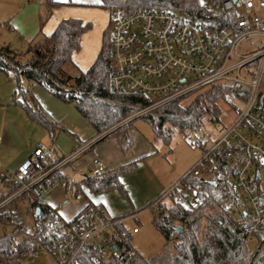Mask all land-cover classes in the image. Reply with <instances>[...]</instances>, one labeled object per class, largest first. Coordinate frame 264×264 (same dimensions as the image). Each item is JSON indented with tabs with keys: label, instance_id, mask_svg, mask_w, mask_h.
<instances>
[{
	"label": "built area",
	"instance_id": "2783aa9c",
	"mask_svg": "<svg viewBox=\"0 0 264 264\" xmlns=\"http://www.w3.org/2000/svg\"><path fill=\"white\" fill-rule=\"evenodd\" d=\"M208 1L211 15L233 14L234 19L208 29L173 10H110L113 72L109 87L113 92L151 101L132 118L213 87L227 91L232 121L226 125L221 122L223 109L218 118L206 119L205 124L221 128L197 144L198 158L149 209L161 207L166 198L188 211L199 209L204 189L192 180L216 184L224 177L222 165L232 174L235 198L221 210L232 218L233 231L250 246L264 232V0ZM251 41L255 43L249 44ZM105 137L99 135L53 160L52 151L40 144L16 171L0 167V212L25 195L36 194L41 202L38 207L44 211L42 216L34 214L36 232L43 242L41 248L48 250L57 264H87L91 258L95 264L106 262L122 241L117 225L123 221L109 218L103 207H88L65 220L56 208L41 201L46 189L56 182L68 188L69 182L55 173ZM106 169L101 159L94 158L90 174L100 177Z\"/></svg>",
	"mask_w": 264,
	"mask_h": 264
},
{
	"label": "trees",
	"instance_id": "16d2710c",
	"mask_svg": "<svg viewBox=\"0 0 264 264\" xmlns=\"http://www.w3.org/2000/svg\"><path fill=\"white\" fill-rule=\"evenodd\" d=\"M44 2L52 10L65 5L55 0ZM100 2L101 7L107 10L118 7L129 9L141 7L178 11L208 29L225 26L235 17L233 14L213 16L208 12V5L203 6L197 0H100ZM69 5L74 4L70 2ZM89 27L90 24L84 23L81 19H64L50 36L33 42L23 53L14 51L10 45L2 43L0 38V71L8 78L10 75L13 76L16 82L14 104L23 108L31 121L52 135L62 129L43 109L31 90L21 85V79H26L33 86L41 87L63 103L74 104L78 113L92 126L96 137L151 103L143 96L110 90L109 82L113 72L110 25L103 33L101 49L93 65L77 77L66 72V65L73 62V55L80 50L81 38ZM189 97L193 99L185 107L182 102L188 97L139 118L151 126L156 142L162 140L165 144H170L171 128L180 133L201 131L207 118L220 116L219 101L228 100L229 96L227 91L213 87ZM134 122L119 127L98 143L111 139L121 151L125 153L130 151L134 145L131 133ZM139 160L114 170L106 169L100 177L86 176L83 183L94 192L111 189L125 192L120 178L135 172ZM221 169L224 177L216 184L192 180L195 186L201 185L204 189L199 209L188 211L174 201H171L170 206L163 204L152 209V224L165 240L163 251L151 257L138 253L131 245V235L121 223L117 225V231L122 236L119 244L121 249L113 252L106 262L100 264H264V232L257 235L256 247L251 251L245 241L233 231L232 218L221 210L224 203L235 198L232 174L222 165ZM55 176H62V170L55 173ZM3 198L5 196L1 197ZM21 199L27 201L29 214L34 215L37 207L41 205L34 193L27 194ZM17 201L0 212V222L3 225L17 226L10 233L0 234V264H20L23 258L43 246L36 231L24 236L23 240L17 243L16 234L22 231L17 222V213L12 207ZM178 227H182L179 233L176 231ZM87 264H95L94 259H89Z\"/></svg>",
	"mask_w": 264,
	"mask_h": 264
},
{
	"label": "rangeland",
	"instance_id": "374dc122",
	"mask_svg": "<svg viewBox=\"0 0 264 264\" xmlns=\"http://www.w3.org/2000/svg\"><path fill=\"white\" fill-rule=\"evenodd\" d=\"M197 1L203 6H206L209 2L208 0ZM70 2L79 4L78 6H73L74 11L77 14H80L81 18L86 20V22L84 21L85 23L90 24L89 29L82 36V49L80 48L81 51L79 50V56H81L80 60L78 61V59L75 58L77 61L73 59L74 62L68 63L65 67L68 74L77 77L81 74V70L84 68L80 62L87 59L88 56H93V54L98 52L101 47L103 33L110 24V10L102 8L100 0H64L63 4L69 5ZM84 35L86 38H84ZM254 43V41L249 42V44ZM13 50L18 53H23L26 52L27 47ZM9 78H11V80L9 79V100H11V105L9 104V132L11 128L19 126L17 133L18 131H20V133L15 136L11 134L9 149H7L6 152L0 151V154H2L6 160L9 156V168L7 166L4 167L0 161V167L2 170L6 171L11 169L12 166H10V164L14 161V157L18 155L20 148L24 146V144H34L35 147L41 144L50 149L52 153H54L55 150L60 153V149L57 147L58 144L71 143L74 141L72 135L79 137L81 141H87L95 135L92 126L78 113L74 104L63 103L41 87L33 86L26 79H21V85L25 89L31 90V93L42 105L43 109L52 117L58 127L62 129L57 132V138L60 139L59 143H55L56 139L52 140L50 137H48L47 140H40L43 143H32L37 142L40 136L34 133L33 130L26 127V125H28L27 123H31L27 122L30 119L26 116L27 114H25L26 112L23 108H19V106L14 104L13 94L16 89V82L14 81L13 76L10 75ZM262 89L264 90V83L262 85ZM192 99L193 97H188L182 102V105L184 107L187 106ZM228 102H230L229 97L228 100L225 99L219 101L220 109L225 110L224 114L221 115V122L225 125L232 121V114L230 112L232 110L226 105ZM136 113H134V115ZM132 116L133 115L124 121L119 122L117 125L113 126L101 135L107 136L119 127H125L135 121L131 127V133L133 134L135 143L133 148L134 155L132 157L129 153L126 157L129 159H138L143 156L148 157L145 160L146 162L140 166L135 174L125 176V184H123L125 192L116 191V194H111L112 197L109 204L119 210L120 219L123 221L126 231L131 235L132 247L143 256L151 257L163 251L165 248V240L152 225L153 215L152 210L148 207L149 203L140 209H136L133 204H135V201L137 202V200H141L142 202H144V200H148L150 194L155 192L154 190L158 186L166 187L174 179H177L178 176L187 170L194 160L200 155V149L197 144L200 141L208 140L209 137L211 135H215L221 127L212 128L211 126L205 124L204 128L196 133H180L171 128V142L170 144H165L162 140L157 142L155 141V133L145 120L139 119L141 117L132 118ZM14 119L15 122L12 123ZM101 143L113 142L111 139H108ZM102 144L95 146L94 149L88 151V153L80 157L79 161L74 165L77 173H87L92 160L94 158L100 159L98 156L99 154L97 153V148ZM53 156L55 158V155ZM65 170L66 168H64L62 172L66 173L69 171ZM73 174L75 175V172L70 174V180L72 181L74 180ZM1 189L2 187L0 185V190ZM61 191L62 188L58 182L47 188L42 196L44 204L55 209L54 205L57 204ZM66 198L71 202V204L61 212L63 213L64 219L68 220L72 217V215L69 214H72L70 212H72L76 203L74 200L75 198L71 197L70 194H66ZM163 203L166 206L171 205V201L167 198L164 199ZM12 207L14 212L17 213V222L22 227V231L16 234V241L17 243H20L24 236L31 235L36 231L34 215L28 213V203L23 199H19ZM66 210H69L70 212L68 211L67 214ZM133 214L136 218H129V216ZM107 215L110 218L108 211ZM15 228H17L16 225H3L0 222V234L10 233L14 231ZM134 229L138 230L137 234L133 233ZM255 247L256 244L250 245L249 249L253 251ZM34 252L35 250L27 257L23 258L20 264H57L53 255L48 250L38 248L36 253Z\"/></svg>",
	"mask_w": 264,
	"mask_h": 264
},
{
	"label": "crops",
	"instance_id": "0c3cea01",
	"mask_svg": "<svg viewBox=\"0 0 264 264\" xmlns=\"http://www.w3.org/2000/svg\"><path fill=\"white\" fill-rule=\"evenodd\" d=\"M55 1L64 3V0H55ZM73 4L74 5H71V6L63 5L59 8L52 10L44 2V0L42 1H38V0H0V38H1V42L7 45H10L12 49H21L23 47H28L30 44H32L33 42L37 40H41L42 38L46 36H50L54 32L58 24L64 19L77 18V19H81L83 22L84 21L86 22V20L81 18L80 14H77L73 9V6H78L79 4L75 2ZM84 38H86V36ZM81 42H82V38H81ZM100 49L98 52H95L93 56L91 57L88 56L87 59L82 60V62H80V64L84 67L83 70H81V72H86L93 65V63L98 57ZM80 51L76 52L73 55V59L75 61H77V59L78 61L80 60L81 58V56H79ZM9 104L11 105V100H9V78L4 72L0 71V151H4V152H6L7 149H9V143H11L10 135L12 134L15 136V135H18V133H20V131H18L17 133L19 126H16L15 128L14 127L11 128L9 132V118H10L9 117ZM14 122H15V119L13 120L12 123ZM27 122H31V123H27L28 125H26V127L30 130H33L34 133L40 136L37 142H32V143H43L41 141L44 139L47 140L48 137H50L52 140L56 139L55 143L60 142L59 141L60 139L57 138L58 137L57 134L52 135L46 129H44L43 127L34 123L31 120H28ZM73 138H74V141H72L71 143H64V144L60 143L58 144V146L56 144L58 149H60L59 150L60 153L55 150L54 151L55 154L52 153V156L50 157V159L53 160V159L65 157L69 155L70 153H72L75 149L91 142L93 139L96 138V136H93L92 138H90L91 140L88 139L87 141H81L80 138L77 136ZM20 143H23V142H20ZM99 144H102V143H96L90 150L94 149V147ZM35 148L36 147L34 144L33 145L24 144V146L20 148L19 150L20 152L18 153V155L14 157V161L10 164V166L12 167L10 170L8 169V171L14 172L17 169H19V167H21L28 160V158L31 156ZM133 148H134V145L131 148V150L126 153L121 151L116 146L115 143H103L100 147L97 148V153L99 154L97 155L104 162L107 170H114L120 166L127 165L128 163L134 160L140 159L138 161V166L135 172L123 175L120 178L122 185L125 184L124 183L125 176H128L130 174H135L140 168V166L146 162L145 160L148 157V156H143L144 158L139 157L138 159L127 158L126 156L129 153L133 157L134 155ZM53 155H55V158ZM0 159H1L0 161L3 164V166L4 167L7 166L9 168V156H8V159L6 160L4 156L0 154ZM79 159H77L75 162H73L69 166L65 167L66 170H69V171L66 173L62 172V176H60V178L65 179L66 181L69 182L68 188H64L59 184L62 188V191H61V195H60V198L57 204L54 206L58 210L60 216L64 218L63 213L61 211L71 204V202L66 198V194H70L71 197L75 198L73 199L75 200V203L77 206L75 205V207H73L72 212H70L69 210H66L67 214H68V211L72 213V214H69V215H72V217L68 220L73 219L78 214H80L83 210L91 206H100V207H103L104 209L106 208L107 211L109 212L110 218L114 220H121L119 210L116 207L111 206L109 204V201L111 200V197H112L111 194H116L115 193L116 191H119V192H122V191L118 189H111V190H105L101 192H94L93 190H91L86 184L83 183L86 176L91 175L90 165H89V170L87 173L85 174L82 172L77 173L74 165L75 163L79 161ZM72 172L73 173L75 172V175L73 174L74 175L73 181L70 180V177H71L70 174ZM182 174H180L178 178ZM175 180L176 179H174L173 181ZM169 185L166 187L158 186L154 190L155 192H152V194H150L148 200H144V202H142L141 200H137V202L135 201V204H133L134 207L136 209H140L144 207L145 205H147L148 203H149L148 205L150 206V204H152L153 201L158 199L168 189ZM41 201L42 203H44L43 198ZM64 202H66V204L62 208H59V205ZM143 211H146V210H143ZM131 216H134V214ZM131 216H129V218ZM122 225H123V222H122Z\"/></svg>",
	"mask_w": 264,
	"mask_h": 264
},
{
	"label": "water",
	"instance_id": "95a60500",
	"mask_svg": "<svg viewBox=\"0 0 264 264\" xmlns=\"http://www.w3.org/2000/svg\"><path fill=\"white\" fill-rule=\"evenodd\" d=\"M214 184V183H213ZM43 209L41 208V207H38L37 209H36V215H38V216H42L43 215ZM176 231H177V233H179V232H181L182 231V227H178L177 229H176ZM121 249V245H115L114 246V250L115 251H118V250H120Z\"/></svg>",
	"mask_w": 264,
	"mask_h": 264
}]
</instances>
